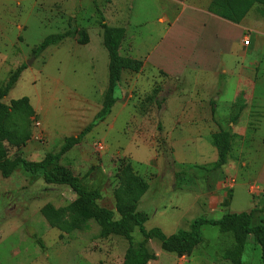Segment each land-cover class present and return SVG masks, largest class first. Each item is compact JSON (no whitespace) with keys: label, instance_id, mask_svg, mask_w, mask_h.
<instances>
[{"label":"rangeland","instance_id":"rangeland-1","mask_svg":"<svg viewBox=\"0 0 264 264\" xmlns=\"http://www.w3.org/2000/svg\"><path fill=\"white\" fill-rule=\"evenodd\" d=\"M134 4L144 11L148 0ZM99 5V0H0V88L25 67L3 103L27 98L35 111L27 145L6 143L11 160L21 157L40 163L48 155L59 154L63 142L78 137L102 110L109 87V56L102 46L104 19ZM86 27L92 32V43L73 56L71 52L87 34ZM67 32L71 34L65 44L33 56L45 38ZM261 40L263 50L249 56L258 62L254 68L257 110L247 111L252 123L249 136L232 140L227 174L209 170L216 163H210V152L203 162L180 165L162 133L154 135V127L138 121L142 113L156 115L157 106L149 111L148 105L167 95L150 102V95L136 90L126 109L116 103L111 115L58 164L72 171L86 189L99 191V206L114 212L116 221L120 219L117 191L125 188L131 175L145 181L148 190L137 211L147 215V231L159 229L172 236L190 231L197 219L217 221L228 213L252 211V224L264 226V33ZM116 98H123L119 89ZM224 124L231 135H237V126ZM221 183L228 187L223 204L232 196L228 208L215 201L209 205ZM76 199L68 187L47 185L42 175L20 169L9 179L0 174V264H123L128 241L106 235L95 220L90 219L88 228L81 231L60 228L81 218L73 208ZM46 207L54 214L52 219L43 214ZM202 234L191 259L182 252H165L159 241L142 237L138 229L132 236L136 247L145 245L156 255L149 264H262L260 247L239 225L227 224L223 232L221 227L204 226Z\"/></svg>","mask_w":264,"mask_h":264},{"label":"crops","instance_id":"crops-1","mask_svg":"<svg viewBox=\"0 0 264 264\" xmlns=\"http://www.w3.org/2000/svg\"><path fill=\"white\" fill-rule=\"evenodd\" d=\"M136 1L141 0H99L103 25L125 30L120 56L141 63L138 72L122 73L118 89L123 98L117 103H121V110L126 109L136 98L135 90L142 96L150 95V102L167 95L165 100L147 101L149 111L157 106L156 115L142 113L140 124L154 127V135L162 133L180 165L203 162L208 152L210 163H215L218 151L205 142L221 130L229 131L224 127L226 121L237 126L235 134L240 138L245 140L250 134L251 115L247 111L256 109L258 101L254 72L258 62L249 56L263 50L264 17L256 7L240 25H234L210 13L213 0H148L144 11L143 6L136 7ZM254 13L259 17H253ZM84 29L89 43L78 45L71 52L73 56L92 43L91 30ZM101 34L104 47L102 29ZM246 38L249 47L244 45ZM240 95L246 109L232 123ZM222 170L220 175L227 174V166ZM227 188L218 184L209 205L215 201L220 207Z\"/></svg>","mask_w":264,"mask_h":264},{"label":"trees","instance_id":"trees-1","mask_svg":"<svg viewBox=\"0 0 264 264\" xmlns=\"http://www.w3.org/2000/svg\"><path fill=\"white\" fill-rule=\"evenodd\" d=\"M183 2L185 0H176ZM258 7V12L264 17V0H213L209 11L214 16L225 20L234 25H240L246 16ZM71 32L65 34L51 35L35 49L32 54L38 58L47 49L59 45L70 36ZM125 39V30L122 28H112L103 25V45L109 55V87L104 95L105 101L102 110L78 137H71L63 142L61 151L57 155H48L40 163L29 162L21 157L11 160L8 156L6 143L13 147H24L31 139L30 119L35 115V111L29 99L22 98L12 101L6 105L3 101L18 83L25 67H21L13 73L4 88H0V174L4 179L11 178L17 170H22L32 176L42 175L47 185L68 187L76 196L73 208L81 215L79 220L69 224H62L60 228L69 233L81 231L88 228V221L95 220L103 228L106 235H114L124 238L129 243L123 264H149L155 260L156 255L145 245L136 247L132 233L135 229L139 230L142 237L148 240H157L161 247L168 253H184L191 258L195 249L203 241L202 228L204 226L221 227V232L227 224L239 225L241 232L253 238L254 242L260 247L261 261L264 264V226L253 225L254 211L242 214H225L220 220L197 219L190 227L188 232H178L172 236H166L159 229L147 231L145 224L148 217L145 213L137 211V204L141 196L148 190V185L142 179L131 175L125 188L117 191V213L119 220H115V213L101 208L98 202L101 200V193L97 190H88L81 180L72 171L60 166L58 161L68 151L80 145L84 138L95 128L98 122H104L112 113V109L117 103L116 92L119 88L122 73L125 70L138 72L141 63L120 56V48ZM89 43V37L84 35V40L80 45L85 46ZM246 109L244 96L240 95L234 105L231 117L235 123L242 112ZM215 113V112H213ZM239 138L238 135H231L229 131L221 130L220 133L212 135L209 139L211 145L218 151V161L210 165L209 170L219 172L228 163V158L232 150V140ZM231 195L223 204L225 208L231 205ZM45 217L52 219L49 209H43ZM54 213V211H52ZM78 219V218H77ZM58 219L57 222H59Z\"/></svg>","mask_w":264,"mask_h":264},{"label":"built area","instance_id":"built-area-1","mask_svg":"<svg viewBox=\"0 0 264 264\" xmlns=\"http://www.w3.org/2000/svg\"><path fill=\"white\" fill-rule=\"evenodd\" d=\"M244 45H245L246 47H249V45H250V40H249V38H246V39L244 40ZM38 126H39V124H38ZM99 150L102 151V150H104V148H103L102 146H99Z\"/></svg>","mask_w":264,"mask_h":264}]
</instances>
